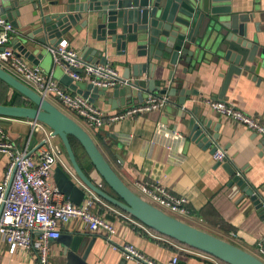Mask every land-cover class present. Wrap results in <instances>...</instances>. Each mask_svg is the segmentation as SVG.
Instances as JSON below:
<instances>
[{
  "label": "crops",
  "instance_id": "obj_1",
  "mask_svg": "<svg viewBox=\"0 0 264 264\" xmlns=\"http://www.w3.org/2000/svg\"><path fill=\"white\" fill-rule=\"evenodd\" d=\"M5 1L7 0H0V8ZM225 4H229L232 11L224 16L232 18L235 15L240 19L245 17L250 35L255 34L260 39V48H264V0H230ZM21 10L22 14L11 21L22 24V28H16V33L12 37V47L22 32L34 26L31 21L34 18L32 4H26ZM92 30L93 25L82 27L78 23L63 38H66L71 48L87 59L85 53L87 47L103 50L102 55L97 56L96 53L93 58L98 57L97 61H103L105 54L107 61H110L122 75L129 76L133 81L150 79L149 65L157 64L154 79L159 82L162 89L176 88L177 94H169L171 102L163 108L110 121L101 128L90 127L77 115L90 131L76 121L89 132L117 174L134 192L151 202L142 185L159 184L170 193L185 196L188 200L189 212L181 214L182 218L179 219L261 257L258 241L264 236V212H260L242 190L234 188L233 176L223 167L225 162H218L214 158L213 148L217 145L225 149L228 156L226 162L231 163L236 172H241L250 187L255 189L259 196L264 197L262 148L264 136L213 109L208 100H223L264 124V63L256 75L260 81L250 79L245 74H234L226 84L225 73L228 65L216 61L213 52L208 51L212 55L189 65L186 71H184L185 65L177 66L170 78L171 68L167 67L168 62L139 57L135 46H130L126 54L121 53L119 50L121 48L113 47L111 42L109 48L105 49L103 43L93 38ZM45 49L49 53L47 48ZM23 59L29 65L38 64L47 73L53 70L55 77L57 68H61L53 66L52 56L48 58L44 55L33 60L23 56ZM262 60L263 58L258 56L255 64ZM146 62L148 64L146 72L136 76L137 65ZM61 70L63 74L64 71L62 68ZM138 71L142 72L141 69ZM80 82L88 84L86 81L76 83ZM63 87L66 91L74 93L70 88L64 85ZM181 89L195 92L187 96L183 106L179 104ZM0 90L3 91H0V103L4 104L11 100L13 90L1 87ZM108 91L106 95H100L95 100V105L110 114L124 111L128 104L113 108L108 102L111 96L110 90ZM148 93L143 91L144 98ZM51 99L55 102L48 100L67 113L61 108L65 107L62 103L53 97ZM132 99L133 103L139 101L135 94ZM192 117L204 122L210 121L209 131L211 134H218V140L205 144L193 140L189 128ZM31 122L32 119L28 118L0 116V124L19 146H24L28 139ZM43 136L42 131L35 133L32 139V142L35 141V147L41 144ZM59 141L62 142L59 136L53 139V142L62 149L63 163L55 164L50 180L56 186L54 174L56 167L60 166L78 185H81L65 146ZM75 150V155L78 156L76 159L84 172L101 188L114 195L113 190L98 174L79 144L76 145ZM8 163V156L0 155V181L4 178ZM103 200L102 203L95 204L94 210L116 228V233L111 236L113 243L133 244L148 257L164 264L175 255L183 264H224L218 258L171 240L132 217L127 211L116 205L114 207V204L112 206V203L110 205V202L104 198ZM60 229L62 233H82L87 242L95 239L87 257L88 264H138L135 260L125 259L119 250L113 248L104 230L92 232L80 218H74L68 224L60 225ZM39 235L35 233L34 238L38 239ZM65 252L66 246L60 237L52 240L49 250L51 264H67ZM0 264H38L37 252L18 248L15 253H11L7 245L0 241Z\"/></svg>",
  "mask_w": 264,
  "mask_h": 264
},
{
  "label": "water",
  "instance_id": "obj_2",
  "mask_svg": "<svg viewBox=\"0 0 264 264\" xmlns=\"http://www.w3.org/2000/svg\"><path fill=\"white\" fill-rule=\"evenodd\" d=\"M227 1L230 0H7L0 8V13L8 21H12L22 14L21 7L32 4L35 20L31 21L34 26L22 32L14 44L18 54L29 60L42 58L45 55L43 49L48 45H58L80 23L82 27L93 25V38L103 43L105 49L109 48L111 42L113 47L121 48V53L126 54L130 46H135L139 57L168 62L167 67L171 68L170 78L177 66L185 65L186 71L189 65L212 55L208 52L211 51L216 61L228 65L226 84L234 74H245L250 79L260 81L256 75L264 63V48H260V39L255 34L250 35L245 17L240 19L235 15L232 18L224 16L232 11L231 6L225 4ZM13 25L15 28H22L20 22H14ZM3 49L4 47H0V50ZM85 53L89 60L97 61L98 57L93 58V55L97 53L100 56L104 52L87 47ZM258 56L263 60L255 64ZM102 60H106L105 54ZM147 66V62L138 64L136 76L146 72ZM149 67L150 79L130 80L128 85L110 90L108 102L113 108L131 103L134 94L139 101H143L144 90L177 94L176 88L162 89L159 82H156L154 75L157 64ZM0 79L33 103V106L0 103V116L37 119L61 138L81 181V185H78L62 167H56V186L70 201L80 205L86 196L84 187H88L156 232L219 260L229 264H264L258 256L182 221L145 200L121 179L89 132L75 119L2 67ZM56 79L74 92L91 97L93 102L100 95L104 96L109 92L93 87L91 83L81 87L64 73ZM192 93H195L194 90L181 89L180 106L185 104L187 96ZM210 123L192 117L189 123L192 139L201 144L218 140V134H211L209 131ZM69 136H74L80 142L94 168L114 195L101 188L84 172L76 159ZM34 145L35 141L32 142V147ZM263 146L264 140V154ZM217 148V145L214 146L213 151ZM0 155L3 153L0 152ZM223 167L233 176L234 188L242 190L258 210L264 212V197L259 196L242 176L237 175L231 163L225 162ZM60 239L66 246L67 264H88L87 257L95 239L87 242L82 233H62Z\"/></svg>",
  "mask_w": 264,
  "mask_h": 264
},
{
  "label": "built area",
  "instance_id": "obj_3",
  "mask_svg": "<svg viewBox=\"0 0 264 264\" xmlns=\"http://www.w3.org/2000/svg\"><path fill=\"white\" fill-rule=\"evenodd\" d=\"M15 33L13 23L0 14V47H4L0 50V67L43 98L57 99L83 118L90 127L101 128L107 122L163 108L171 102L168 93L149 92L143 101L133 103L132 99L124 111L107 113L97 107L91 97L66 91L55 78L53 70L47 73L38 64L29 65L11 46ZM47 50L52 56L53 66H60L64 74L69 75L75 82L86 81L100 90H112L128 85L131 80L122 75L110 61H92L85 58L71 48L66 39L58 45H48ZM208 103L218 112L264 136V124L250 115L223 100H208ZM38 131L44 133L42 142L39 146L32 147V139ZM55 137L53 130L45 123L32 119L28 139L24 146H19L0 124V152L9 158L4 178L0 181V241L7 245L9 252L15 253L18 248L32 249L37 252L38 264H51L50 242L62 234L60 225L80 218L92 232L104 230L108 242L125 259L135 260L138 264H164L148 257L133 244L117 245L111 241L116 228L94 210L96 203L104 201L95 191L84 187L85 199L77 205L52 184L50 177L55 164L63 163L62 149L53 142ZM213 156L218 162H226L228 159L225 149L219 147ZM237 175L242 176L241 172H237ZM142 188L151 199L148 202L164 212L180 215L189 212L185 196L170 193L159 184L142 185ZM35 233L40 234L38 239L34 238ZM258 250L261 256L259 258L264 261V236L258 241ZM167 264L183 263L175 255Z\"/></svg>",
  "mask_w": 264,
  "mask_h": 264
},
{
  "label": "trees",
  "instance_id": "obj_4",
  "mask_svg": "<svg viewBox=\"0 0 264 264\" xmlns=\"http://www.w3.org/2000/svg\"><path fill=\"white\" fill-rule=\"evenodd\" d=\"M0 87L1 88H3V89H11V90H13V95H12V98H11V100H9L8 102H5L4 104H7V105H21V106H33V103L29 100V99H22L23 97L24 98H26L23 94H21L19 91H17L16 89H14V88H12L10 85H8L5 81H3L2 79H0ZM0 91H2V90H0ZM7 91V90H6ZM3 92V91H2ZM1 93V92H0ZM70 137V141H71V144H72V146H73V148H74V150L76 149V145L77 144H79L80 145V147L84 150V148L82 147V145L80 144V142L74 137V136H69ZM75 152H76V150H75ZM84 152H85V150H84ZM76 156H77V154H76ZM77 158H78V156H77ZM82 167V166H81ZM83 168V167H82ZM110 205H111V203H110ZM112 206H113V204H112ZM114 207H115V205H114ZM116 207H118V206H116ZM118 208H120V207H118ZM120 209H122V208H120ZM123 210V209H122ZM123 211H125V210H123ZM132 215V214H131ZM132 217H134V218H136L135 216H133L132 215ZM137 219V218H136ZM146 225V224H145ZM149 227V226H148ZM163 235V234H162ZM165 236V235H164ZM168 237V236H167ZM168 238H170L171 240H174V241H176V242H178V243H180V244H184L185 246H188V247H190V248H193V247H191V246H189V245H187V244H185V243H183V242H180V241H178V240H175V239H173V238H171V237H168ZM193 249H195V248H193ZM195 250H197V249H195ZM222 261V260H221ZM224 264H229V263H226V262H224V261H222Z\"/></svg>",
  "mask_w": 264,
  "mask_h": 264
},
{
  "label": "rangeland",
  "instance_id": "obj_5",
  "mask_svg": "<svg viewBox=\"0 0 264 264\" xmlns=\"http://www.w3.org/2000/svg\"><path fill=\"white\" fill-rule=\"evenodd\" d=\"M43 51H44V54H45L46 57H48V58L51 57V55L49 53H47L46 49H43ZM61 74H62V70H61V68L58 67L57 70H56V78H59V76ZM79 85L81 87H86L87 84L85 82H80ZM48 99L54 101L53 99H51V97H49ZM61 108L64 109L68 114H70L75 120H77L78 122H80V124H82L88 131H90V128H88V126L77 116L76 113H74L73 111L69 110L66 107H63L62 106ZM56 140H58V139H56ZM59 143L63 146V144H62L61 141H59ZM168 212L170 214H173L175 217L182 218L180 214H176V213H173V212H170V211H168Z\"/></svg>",
  "mask_w": 264,
  "mask_h": 264
}]
</instances>
